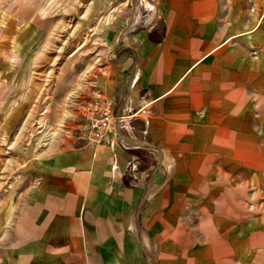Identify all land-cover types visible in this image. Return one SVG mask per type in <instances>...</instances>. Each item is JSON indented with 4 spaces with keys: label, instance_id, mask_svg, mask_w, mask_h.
I'll list each match as a JSON object with an SVG mask.
<instances>
[{
    "label": "crops",
    "instance_id": "1",
    "mask_svg": "<svg viewBox=\"0 0 264 264\" xmlns=\"http://www.w3.org/2000/svg\"><path fill=\"white\" fill-rule=\"evenodd\" d=\"M97 1L100 145L33 123L45 18L0 11V264H264V0Z\"/></svg>",
    "mask_w": 264,
    "mask_h": 264
},
{
    "label": "rangeland",
    "instance_id": "2",
    "mask_svg": "<svg viewBox=\"0 0 264 264\" xmlns=\"http://www.w3.org/2000/svg\"><path fill=\"white\" fill-rule=\"evenodd\" d=\"M30 8L45 18L38 22H44L48 30L44 44L29 59L30 75L44 83L33 123L42 124L51 105V112L56 115L48 118L57 121L53 125L54 135L63 139L76 136L82 97L87 94L92 71L100 68L108 56L101 36V27L106 24L102 3L97 0H0V11L18 14L19 22H24L21 17ZM64 94L65 99H59ZM37 134L23 131L20 138L35 141Z\"/></svg>",
    "mask_w": 264,
    "mask_h": 264
},
{
    "label": "built area",
    "instance_id": "3",
    "mask_svg": "<svg viewBox=\"0 0 264 264\" xmlns=\"http://www.w3.org/2000/svg\"><path fill=\"white\" fill-rule=\"evenodd\" d=\"M114 119L111 106L105 100L97 98L82 108L77 136L92 145L111 143L114 140L112 134Z\"/></svg>",
    "mask_w": 264,
    "mask_h": 264
}]
</instances>
